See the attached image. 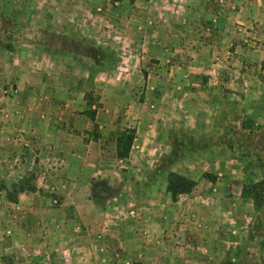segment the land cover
Wrapping results in <instances>:
<instances>
[{
	"label": "rangeland",
	"instance_id": "1",
	"mask_svg": "<svg viewBox=\"0 0 264 264\" xmlns=\"http://www.w3.org/2000/svg\"><path fill=\"white\" fill-rule=\"evenodd\" d=\"M202 1L181 9L177 19L172 7L156 0H0V65L7 69L0 72V122L22 123L8 137L1 130L0 142L1 148L23 149L1 158L0 190L7 200L9 193L18 198L19 187L32 184L38 195L47 196L48 213L56 218L65 196L78 194L82 198L72 201L82 203L99 196L110 207V196L133 193L136 199L128 206L136 218L135 209L151 208L154 200L146 198L144 204L138 192H158L159 202H173L168 181L176 173L199 185L192 196L179 197L195 201L198 212L222 203L233 211L196 212L192 222L239 225L232 238L242 241L256 264H264V5ZM221 31L231 40L254 33L253 60L239 72L227 53L231 48L221 46L220 39L231 65L215 75L225 85L207 94L202 88L207 76L184 64L193 58L189 51L211 44V34L219 37ZM22 79L35 86L23 98V84L17 83ZM248 79L256 83L250 96L248 87L226 85ZM231 93L243 97L237 101ZM204 95L214 99L215 109L202 101ZM192 112L210 115L209 121L201 119L198 131H190ZM219 113L221 133L206 132L219 122ZM32 123L46 133L38 144L25 137ZM127 135L134 138L125 158L120 140ZM247 184L259 186L243 199ZM75 204L65 207L68 213ZM13 232L8 226L0 229V264H84L59 257L55 248L26 251L14 244Z\"/></svg>",
	"mask_w": 264,
	"mask_h": 264
},
{
	"label": "crops",
	"instance_id": "2",
	"mask_svg": "<svg viewBox=\"0 0 264 264\" xmlns=\"http://www.w3.org/2000/svg\"><path fill=\"white\" fill-rule=\"evenodd\" d=\"M145 1L150 3L153 0ZM156 1L172 7L176 11L174 16L177 19L182 18L181 9H186L188 5L193 4L197 7L199 2L201 4L203 2L202 0ZM229 1L237 3L242 0ZM258 1H260L259 5H264V0ZM247 2H250V0ZM186 35L190 38L197 37V35ZM211 36L215 41L212 40V43L206 47L197 48L198 52L188 50V54L190 53L193 58H188L189 63L184 64L188 66V71H192V68L196 66L194 68H199L207 76L208 82L202 87L207 94H214L216 87L221 88L222 85H225L223 80L216 78L215 75L218 74V69L223 71L222 67L228 68L231 65L230 62H225L224 55L227 51L219 47L220 39L221 46L229 45L228 47L231 48L229 50L231 53H227L233 56L231 61L238 63L236 65L239 67V72L248 69V60H253L254 55L250 49L253 44L254 33H248L243 38L234 36L232 40L230 39L231 36L222 34V31L221 35L218 34L219 37H215L214 34H211ZM173 37H177L176 34L175 36L173 34ZM245 42H248V45ZM236 53H239L237 57L235 56ZM3 68L0 65V72H3ZM4 71H7V69L4 68ZM189 73L192 74V72ZM191 74L190 78H192ZM13 75H17L18 78L23 77V73L17 70ZM17 83L23 84L22 98L31 91V87H35L34 85L28 86L23 79L17 81ZM254 83L255 81L248 79L247 81L227 83L226 85L232 88L248 87L246 90L248 92L250 88L256 86V83ZM251 92L249 91V96L252 94ZM230 97H234L239 101V98L243 95L231 93ZM197 101L195 100V102ZM202 101H207L205 104L215 109L210 104L214 103L211 96L204 95ZM188 117L191 118L190 123L192 124L190 131H198L199 128H203L201 121V119H204L203 117L206 118V121L210 120V115L207 114L202 117L197 116L195 112H192V117ZM215 117L216 121L219 122H215V125L212 123L209 128H206V132L220 134L224 126L221 123V114L219 113V116L215 115ZM31 119L34 120V117H31ZM0 121L2 120L0 119ZM10 121L5 122L4 126L0 122V128H3L0 129V133H4L6 137L13 135L12 133L20 128L16 127V124L22 125L20 121ZM27 126L30 128V132L27 134L29 137H25L32 140L36 138L38 140L37 144L40 143L41 135H46L42 126L38 123ZM1 130H3V133ZM45 140L47 141V138ZM37 144L35 147H37ZM1 146L2 143L0 142V162L3 155L4 157H13L18 155L20 150H23L20 146L7 148H1ZM197 187H199L198 184ZM2 193L3 191L0 190V212L3 216L0 220V229L5 226L13 229L12 240L15 242L14 244L19 245L26 251H34L39 246L42 247L43 252H49L55 248L59 257L69 258L71 256L75 263L84 264H123V262L127 264H256L257 258H254L251 253L244 252L241 248L242 241L231 236L232 230V233L238 232L239 225L230 226L224 223L221 224V221L213 224L208 221L202 224L192 222L191 219L194 216L192 214L196 212L203 215L212 213L232 215L233 211L226 210L227 206L222 205L223 203L217 204V207L203 206L201 208L203 212H198L199 210L195 209V201H191V198H179L175 203H168L169 201L162 203L158 200L161 196L158 192H138L136 197L143 200L144 204L146 198L151 197L154 200H151L153 201L151 208H134L136 211V218H134L131 216L134 211L128 205L136 194H125L121 196L122 199L116 194L110 196V207H105L102 202H99L97 198L99 196L93 197V201L73 202L72 200L77 197L82 198V196L74 194V196H65L61 208L57 209L60 211L58 217L55 218L48 213L49 208L44 202L47 196L42 197L37 192L29 195L21 193L17 201L12 202L6 199V194L3 195ZM115 200L117 203H113ZM73 203L77 204H75L74 209H71L73 210V214H71L68 213L70 207H65ZM15 205L17 208L13 207ZM137 205H140V202ZM250 228L252 231H256L254 228ZM100 232L103 233V239L98 241L96 237ZM261 257L264 258V254Z\"/></svg>",
	"mask_w": 264,
	"mask_h": 264
},
{
	"label": "trees",
	"instance_id": "3",
	"mask_svg": "<svg viewBox=\"0 0 264 264\" xmlns=\"http://www.w3.org/2000/svg\"><path fill=\"white\" fill-rule=\"evenodd\" d=\"M133 135H127L124 136L123 139L120 140V142H123L125 145H122L120 147L121 150H123V152L121 153V156L127 158L130 154L131 151V147H132V143H133ZM205 178H207L208 180H210L212 183H214L216 181L215 177H212L210 175H205ZM197 186V182L193 179H190L188 177L176 174V173H171L169 175V181H168V191L170 192L171 196H172V201L173 202H177L179 197L182 195H186V194H191L193 192V190L196 188ZM259 184H247L244 186L243 188V194L242 197L243 199L249 198L254 191L258 188ZM19 193H23L26 191H30V192H36L37 188L35 186H32V184H28L27 186H20L19 187ZM7 198L12 201V202H16L17 198L13 195V194H8ZM254 199L257 207H259L261 205V201L259 198L258 201V197L254 196Z\"/></svg>",
	"mask_w": 264,
	"mask_h": 264
}]
</instances>
